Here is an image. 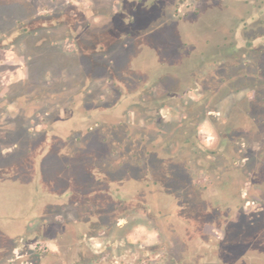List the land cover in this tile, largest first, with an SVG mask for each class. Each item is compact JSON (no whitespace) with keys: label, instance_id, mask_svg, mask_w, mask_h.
I'll list each match as a JSON object with an SVG mask.
<instances>
[{"label":"rangeland","instance_id":"rangeland-1","mask_svg":"<svg viewBox=\"0 0 264 264\" xmlns=\"http://www.w3.org/2000/svg\"><path fill=\"white\" fill-rule=\"evenodd\" d=\"M1 1L15 10L0 13V40L66 8L78 18L0 45V243L24 230L23 242L37 236L28 250L50 254L33 250L38 241L63 254L83 233L84 264H202L226 233L225 243L237 246L227 257L221 251L224 264H264V120L251 119L264 113V0ZM84 11L98 12L97 24ZM110 29L108 47L92 52L108 69L84 71L80 47ZM120 51L129 59L119 67ZM130 64L144 80L132 76L129 93L148 87L135 106L108 112L112 85ZM213 89L221 102L186 130L177 103L190 106ZM235 104L250 114L225 130ZM195 129L215 155L190 142L183 148ZM117 195L135 202L111 204ZM202 233L210 248L200 247ZM11 253L0 264H14Z\"/></svg>","mask_w":264,"mask_h":264},{"label":"trees","instance_id":"trees-1","mask_svg":"<svg viewBox=\"0 0 264 264\" xmlns=\"http://www.w3.org/2000/svg\"><path fill=\"white\" fill-rule=\"evenodd\" d=\"M14 8L15 7L13 6V4H11L9 2H3V1L0 0V13L1 14H4V13L10 14V13L13 12V10H15ZM96 13H98V12L95 11V12L91 13V11H84V14H85L84 16L90 18L92 16V14L94 16V14H96ZM77 18H78V14L74 13V11H71L68 8L64 9L63 11H60L56 15L54 14V15H48V16H42V17H35L31 21L27 22L26 24L21 23L23 25L22 28H14L12 31H10L9 34L6 35L5 38H2L0 40V45L2 47L11 48V46L13 47L15 45V43H16L15 41H16L17 37L19 35L21 36L23 34V32L29 34L30 36L31 35H38L40 29H43V28H48L49 30L50 29H54L57 26H61L63 23H65L69 19H77ZM88 18H86V19H88ZM117 18H118V16H117ZM78 20H81V19H78ZM124 21H125V19H124ZM123 23H125V22H123ZM127 29L128 28H123L122 35H121L120 39L123 38L122 36H124L126 34V32H129L128 31L129 29L128 30ZM36 31H37V33H36ZM111 31L112 30L110 29V30H105L104 32H102L101 34H104V35H99L96 38L97 40L92 43L91 47H88V48L87 47L83 48L82 46L80 47L81 48V53H80L79 58L77 60H78L79 63L81 61L80 64H82V61L84 60L83 61L85 63V69L83 67L84 71H86V72L93 71V66H95L97 69L101 68V71L103 69H108V67H102V65H99L100 64L99 62H102L100 60V56H98V55H94L93 56L92 52H93V48L94 47H96V48L99 47V46H107L108 47V43L102 42V38H104V37L105 38L112 37L113 35H112ZM74 34L76 35V33H74ZM123 44L124 43H121V46ZM39 45L38 46L36 45V48H39ZM101 49H103V48H101ZM118 49H119V47H118ZM119 54L122 57H120ZM119 54H115V55L117 56V60H116L117 65L120 67L122 62L124 60H128L129 57L127 56L126 52L120 51ZM219 59H220V56H216L215 62L219 63V61H218ZM73 61L76 62L75 59H73ZM96 62H97V64H96ZM128 67L131 69V71L126 70L128 73H127V76H126L125 80H124V72L122 73L120 71L123 74V75L121 74V76H120L122 78V80L117 81L118 79L116 78V80L114 81V83L112 85L113 86L112 89L115 92V94H114L115 97H114V99L111 100L110 104L108 105L110 107L108 112H111V111H114V110H122L124 107H127V106L129 108L135 106V104L137 103L138 97L140 96V94L143 93L142 88H139V91H138L139 95L137 93H135V94L129 93L131 91V89L127 85L126 82L132 81V78H133L132 76H138L139 79H140L139 81H142L143 72L136 71V70L132 69L131 68V64ZM117 87H118V89H117V91H115V88H117ZM189 89H187V91ZM119 95H121L120 98H119ZM220 95H219V91L218 90L213 89V90L209 91V95H206L203 98H198L197 101H191L190 100V103H192V105H190V106H187V105H184V104H181V103H177L178 105L174 104V105H177L176 107H178L180 110H182L184 112V121L183 122H184L185 129L187 130V125L193 124V122H198V121L201 122L202 120H204L205 119L204 118L205 114H211L213 112L212 108L216 105V102L219 103L222 100V97H220ZM129 96L135 97L136 98V103L134 101H128L127 102V100H129ZM181 96H182L181 92H176V93H171L169 96L167 95V96L163 97L161 99V102L159 103V105H160L159 109L162 108L164 105H167L166 101H169L171 99L174 100L176 98H180ZM257 99H258V97L255 94V95L251 96V98H249L248 100L249 101H251V100L254 101V100H257ZM233 107H234V109H233V112L231 113L232 117L231 118L228 117L229 119L226 120V123H228V122L229 123L227 124L225 130H227V129L231 128V127H234L237 124V122H238L237 121L238 120V116L237 115L245 114L246 116H248L250 114V111L248 109H246L242 105L240 106L239 104H235ZM259 117H261L264 120V113H262L261 115H258V116H254L251 119L254 120V122H260L261 120L258 119ZM196 132H197V129H195L194 131H191V132H189L187 134V140H186L185 144L183 145V148H185L186 144H188L190 142L191 146L194 148V150L197 151V149H198L200 151L202 150V152L203 151L204 152H208V153L210 152L211 155H215L216 152L214 150L210 151V150H204L202 148V146L198 143V141L196 140V137L194 136V134H196ZM151 154H152V152H150V155ZM168 156H169V154H168ZM165 160H166V158H165ZM234 168H236L235 165H234ZM116 171H119V170H116ZM128 172H127V174H128ZM258 172L261 175L264 176V164L262 165L261 168H259ZM147 174H149L150 176H154V175H152L150 173H147ZM118 175H120V174H118ZM118 175H116V176H118ZM85 179H87V177ZM131 180H133V182H135L134 179H131ZM82 181H84L83 178H82ZM223 183H224L225 189H227V187L229 185H231L230 184L231 182H227L226 181V182H223ZM155 184H156V182H155ZM113 186H115L116 188L119 187L121 189V192L123 191V189L120 187V185L114 184ZM148 186L152 187L153 185L140 184V185H138L137 188L139 190H144V189L149 190ZM106 187H107L106 188L107 190H110L109 184H107ZM255 187H257V186H255ZM168 191H170V188L168 189ZM208 192H210V189L204 190L202 194L208 193ZM176 194L179 195L178 193H176ZM128 195H129V193H128ZM172 195H173V193H170L169 197L173 200V196ZM210 195H212V194H210ZM123 197H124V194H123ZM105 199L110 200L111 197L107 195V197ZM120 199H122V198L119 195H117L116 196V200H112V201H110V203L113 204V205H117V206L118 205L119 206H123L124 204H128V206H129V203L135 202V201H131L132 198H129L127 203H122V201ZM212 202H214L213 199H212ZM212 204H213V208L216 210L217 207H218L217 204L215 202L212 203ZM116 207H114V208H116ZM262 208L264 210L263 206H262ZM176 213H178V212H176ZM213 215H214V218L215 217L216 218L219 217L216 214H213ZM90 223L93 224V223H95V221H89V224ZM80 233H82V232H80ZM225 234H224L223 240L222 241H216V245L213 248H216L217 250L220 249V252L222 251V253L226 256L228 254H233L234 253L233 251H234V248H236L237 243H232V242L225 243V241H224V238L226 237ZM12 238H13V242H8V243H4V244L0 243V258H1V255L5 254V251H8V249H9L12 252L11 253L12 254V258H14V260H15L14 264H56V263H58V264H84V262L82 261L83 257L81 256V253H80V246L81 245L75 246V247H71L70 248L71 251L69 253H63L61 256H57V255H51V254H41V253H38V252H33V251L28 250L29 249L28 245H30L37 238L36 234H33L29 239H27V240H25L23 242L22 240H23V238H25L24 232L20 233V231H17V232H15L13 234ZM201 238H202V240H201L200 247H204L205 245H207V247L210 248L211 245L209 243H207L209 241H207V239L204 238V234L203 233H202V237ZM77 239H79V238L77 237ZM83 240H84V235L82 233L81 238L78 240V243L81 244ZM5 245H9V248H6ZM33 261H38V262L34 263ZM229 263H234V261L233 260L229 261Z\"/></svg>","mask_w":264,"mask_h":264},{"label":"crops","instance_id":"crops-1","mask_svg":"<svg viewBox=\"0 0 264 264\" xmlns=\"http://www.w3.org/2000/svg\"><path fill=\"white\" fill-rule=\"evenodd\" d=\"M99 16H101V15H96V14H95V15L93 16V17H94V18H93L94 20H93L92 24H97V21H98L97 19H98ZM146 85H147V84H146ZM146 85L144 84L143 86H140V85H139L138 87H136V88H138L137 91H136V93L139 95V92H138V91H139V88H142V90H143L144 88L148 87V86H146ZM142 90H141V91H142ZM170 94H171V93H170ZM170 94H168V96H169ZM128 101H134V102L136 103V98H135V97H131V96H129V100H127V102H128ZM172 196H173V195H172ZM171 200H172V199H171ZM66 205H67V206H66ZM68 205H69V204L66 203V204H65V208H67ZM65 211H66V210H65ZM65 211H64V212H65ZM62 224H63V222H62ZM87 226H88V225H87ZM63 230H64V229H63ZM23 232H24V234H25V231H24V230L22 231V233H23ZM62 234H63V233H62ZM37 242H38V241H37ZM37 242H36V243H37ZM57 242H58L57 244H58L59 248H61V247H60V243H59V239H58ZM33 243H34V242H33ZM207 243H209V242H207ZM31 244H32V243H31ZM209 244H211V242H210ZM48 245H49V247H50L49 250L52 249V251L50 252L51 255H57V256H61V255H62L61 253H60V254L55 253L54 250H53V248H51L50 243H49ZM79 245H80V243H78V239H77L76 243H74L71 247H75V246H79ZM32 246H33V245H32ZM218 254H219L218 256H219V258H220V257L222 256V253L219 251ZM216 255H217V254H216ZM193 260H194V259H190V261H193Z\"/></svg>","mask_w":264,"mask_h":264},{"label":"flooded vegetation","instance_id":"flooded-vegetation-1","mask_svg":"<svg viewBox=\"0 0 264 264\" xmlns=\"http://www.w3.org/2000/svg\"><path fill=\"white\" fill-rule=\"evenodd\" d=\"M124 242L126 243V240ZM218 250L220 251V249H218ZM218 250H217V253H216L217 255L213 256L214 254H212V253L209 254L207 252L208 254L205 253L204 255H202L203 257L202 256L199 257V260L204 261L202 264H224L223 261H222V259L219 258V256H218L219 255L218 254V252H219ZM205 257H207V258H205ZM126 264H132V262L131 261H128V262L126 261Z\"/></svg>","mask_w":264,"mask_h":264},{"label":"built area","instance_id":"built-area-1","mask_svg":"<svg viewBox=\"0 0 264 264\" xmlns=\"http://www.w3.org/2000/svg\"><path fill=\"white\" fill-rule=\"evenodd\" d=\"M31 247H33V250H37L39 252H47L48 249H50L49 245L46 244L45 242H37Z\"/></svg>","mask_w":264,"mask_h":264}]
</instances>
